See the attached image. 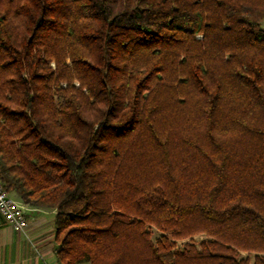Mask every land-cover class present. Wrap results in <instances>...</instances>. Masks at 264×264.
I'll use <instances>...</instances> for the list:
<instances>
[{
	"label": "trees",
	"instance_id": "trees-1",
	"mask_svg": "<svg viewBox=\"0 0 264 264\" xmlns=\"http://www.w3.org/2000/svg\"><path fill=\"white\" fill-rule=\"evenodd\" d=\"M0 179L60 264H264V0H0Z\"/></svg>",
	"mask_w": 264,
	"mask_h": 264
},
{
	"label": "crops",
	"instance_id": "crops-1",
	"mask_svg": "<svg viewBox=\"0 0 264 264\" xmlns=\"http://www.w3.org/2000/svg\"><path fill=\"white\" fill-rule=\"evenodd\" d=\"M24 230L0 215V264H60L56 253L55 210L33 207Z\"/></svg>",
	"mask_w": 264,
	"mask_h": 264
},
{
	"label": "built area",
	"instance_id": "built-area-1",
	"mask_svg": "<svg viewBox=\"0 0 264 264\" xmlns=\"http://www.w3.org/2000/svg\"><path fill=\"white\" fill-rule=\"evenodd\" d=\"M31 206L8 192L0 179V215L15 230L21 231L27 227V212Z\"/></svg>",
	"mask_w": 264,
	"mask_h": 264
},
{
	"label": "rangeland",
	"instance_id": "rangeland-1",
	"mask_svg": "<svg viewBox=\"0 0 264 264\" xmlns=\"http://www.w3.org/2000/svg\"><path fill=\"white\" fill-rule=\"evenodd\" d=\"M197 37H201L200 35H198ZM52 64L54 65V62H52ZM153 151H149V157L147 156L146 158V163L140 165L139 167L134 168V166L130 165L129 167V162L126 160L127 163V170L124 167V174L123 177H132V179L135 180V176L137 178V181H144V180H150L151 182L159 177L161 173V165L159 163V159L154 156ZM125 180V179H123ZM159 231L157 229H153L152 231V235L153 238L157 237L159 235ZM197 238V236H196Z\"/></svg>",
	"mask_w": 264,
	"mask_h": 264
}]
</instances>
